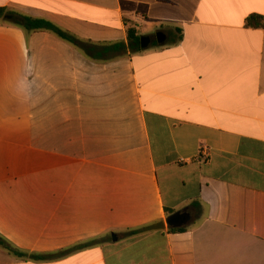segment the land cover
<instances>
[{
  "label": "crops",
  "instance_id": "1",
  "mask_svg": "<svg viewBox=\"0 0 264 264\" xmlns=\"http://www.w3.org/2000/svg\"><path fill=\"white\" fill-rule=\"evenodd\" d=\"M0 9V237L22 254L0 248V264H264V0ZM14 17L150 42L91 61Z\"/></svg>",
  "mask_w": 264,
  "mask_h": 264
},
{
  "label": "trees",
  "instance_id": "2",
  "mask_svg": "<svg viewBox=\"0 0 264 264\" xmlns=\"http://www.w3.org/2000/svg\"><path fill=\"white\" fill-rule=\"evenodd\" d=\"M0 18L3 21L9 22L10 15L4 10L0 9ZM14 20L19 27L25 31H49L54 33L61 40L73 45L76 47L83 55L91 61H107L116 57L122 50L128 49L130 53H139L142 51L140 48V36L137 35V32L134 28L127 29V46L124 44H111V45H97L91 42L79 41L69 35L66 32L61 31L52 24L35 20L26 17H14ZM245 26L252 29H261L263 27V18L261 16H250L245 21ZM156 225H148L137 230H132L128 232V235H137L152 230ZM170 233L176 232V230L170 229ZM0 248L7 251L9 254L14 256H21L22 254L18 252L11 244L5 241L0 237ZM31 259L33 261H50L53 259V255H32Z\"/></svg>",
  "mask_w": 264,
  "mask_h": 264
},
{
  "label": "water",
  "instance_id": "3",
  "mask_svg": "<svg viewBox=\"0 0 264 264\" xmlns=\"http://www.w3.org/2000/svg\"><path fill=\"white\" fill-rule=\"evenodd\" d=\"M156 40H157L158 43H162L163 42V36L161 34H157L156 35ZM149 42H150L149 38L140 37V48L141 49H146L148 47V45H149ZM181 218H182L181 215L172 216V217H170L167 220V224H169V225L178 224Z\"/></svg>",
  "mask_w": 264,
  "mask_h": 264
},
{
  "label": "flooded vegetation",
  "instance_id": "4",
  "mask_svg": "<svg viewBox=\"0 0 264 264\" xmlns=\"http://www.w3.org/2000/svg\"><path fill=\"white\" fill-rule=\"evenodd\" d=\"M184 219H185V216H182V218L180 219L179 223H181Z\"/></svg>",
  "mask_w": 264,
  "mask_h": 264
},
{
  "label": "built area",
  "instance_id": "5",
  "mask_svg": "<svg viewBox=\"0 0 264 264\" xmlns=\"http://www.w3.org/2000/svg\"><path fill=\"white\" fill-rule=\"evenodd\" d=\"M204 152V151H203ZM203 155H205L206 157H207V153H205V154H203Z\"/></svg>",
  "mask_w": 264,
  "mask_h": 264
}]
</instances>
